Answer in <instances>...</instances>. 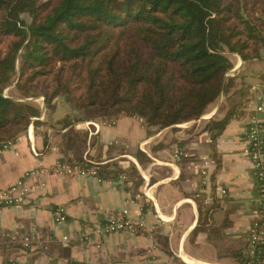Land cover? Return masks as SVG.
Returning <instances> with one entry per match:
<instances>
[{"label": "trees", "instance_id": "16d2710c", "mask_svg": "<svg viewBox=\"0 0 264 264\" xmlns=\"http://www.w3.org/2000/svg\"><path fill=\"white\" fill-rule=\"evenodd\" d=\"M262 51L264 0H0V149L32 121L49 138L45 119L33 120L40 106L4 94L15 82L23 97L44 96L49 110L60 96L84 109L54 138L61 160L85 163L89 134L77 126L84 119L136 116L148 129H177L199 120L233 85L230 54L248 62ZM227 124L212 118L204 127L215 147L213 183L221 168L216 141ZM135 156L144 169L153 162L141 150ZM98 170L106 179L125 175L126 189L140 193L133 161L127 168L101 161ZM240 262L247 264V255ZM260 263L264 254L253 264Z\"/></svg>", "mask_w": 264, "mask_h": 264}, {"label": "crops", "instance_id": "0c3cea01", "mask_svg": "<svg viewBox=\"0 0 264 264\" xmlns=\"http://www.w3.org/2000/svg\"><path fill=\"white\" fill-rule=\"evenodd\" d=\"M230 57L233 85L211 113L203 116L209 120L228 118L216 141L221 168L214 183L215 147L208 130L181 126L148 129L134 116L120 117L112 125L91 120L102 124L95 135L88 132L91 158L104 164L119 162L126 168L133 161L143 178L140 193L126 189L125 179L119 177L110 183L94 177L48 176L45 189L31 193L25 203L0 207V231H39L42 236L29 248L7 246L0 237V264H242L248 229L259 212L255 168L244 149L251 118L264 121V111L257 110L264 99V60L246 62L236 53ZM44 119L46 110L40 116ZM87 120L78 123V128L85 130L83 122ZM59 130L48 126L46 143L41 129L34 127L33 141L24 133L13 147L0 151V188L14 183L30 168L53 166L62 159L54 138ZM149 130H154L151 135ZM204 132L207 137L203 141ZM145 143L148 152L143 150ZM32 144L39 155L33 154ZM109 145L118 148L109 152ZM176 147L190 155L175 159ZM140 150L153 160L146 169L135 156ZM98 153L100 160L95 157ZM204 159L209 162L206 183L200 171ZM124 207L132 217L145 220L147 229L95 237V243H101L99 248L95 243L75 241L63 245V235H72L84 222L104 223ZM58 211L66 215V221H54Z\"/></svg>", "mask_w": 264, "mask_h": 264}, {"label": "built area", "instance_id": "2783aa9c", "mask_svg": "<svg viewBox=\"0 0 264 264\" xmlns=\"http://www.w3.org/2000/svg\"><path fill=\"white\" fill-rule=\"evenodd\" d=\"M258 111H264V99L257 106ZM136 117V116H134ZM141 122L143 118L137 117ZM40 119V117H34L33 120ZM191 122V121H190ZM186 122L178 126L186 127L191 123ZM106 123L109 125L115 124ZM85 130L89 132L90 136L95 135L102 129V124L95 121H84ZM33 121L30 124L27 133L31 141H33ZM264 121L256 116L252 117L246 132L247 146L244 151L246 155L252 160L255 168V176L258 182V204L259 212L257 218H255L248 229V244H247V264H253L259 261L264 254ZM18 140H11L5 143L0 149L6 150L16 143ZM31 149L34 155H39V151L34 144L31 145ZM56 149V148H55ZM143 150L148 152L146 143L143 146ZM90 149L84 154L85 163H70L63 160H58L53 166H36L26 170L22 176H20L14 183L0 188V207L11 206L17 204H23L27 201L29 195L33 192H41L47 185V177H61V176H81V177H94L99 182L108 180L110 183H114L116 180L113 178H104L100 175L98 170L99 161L89 157ZM190 154L188 151L181 147H176L174 150V158L180 160L183 157H188ZM204 165L200 166L202 174V182H207L208 166L209 162L204 159ZM118 179V178H117ZM125 175H119L118 180H124ZM67 217L62 211L56 212L54 221L56 223H62L66 221ZM147 229V223L141 218H134L131 216L130 210L124 207L120 212L116 214H110L104 223H91L84 222L82 228L73 232L72 235L65 234L62 236L61 241L63 245L67 246L70 242L75 241L81 244L95 243V237L108 236L110 234L122 231L136 232L138 230ZM0 237L4 240L21 243L24 247L29 248L35 241L41 240L42 236L39 231L31 233H24L19 231L1 230ZM99 248L101 243H95ZM12 264H17L12 262ZM263 264V263H260Z\"/></svg>", "mask_w": 264, "mask_h": 264}, {"label": "rangeland", "instance_id": "374dc122", "mask_svg": "<svg viewBox=\"0 0 264 264\" xmlns=\"http://www.w3.org/2000/svg\"><path fill=\"white\" fill-rule=\"evenodd\" d=\"M241 57V56H240ZM235 59V58H234ZM260 60H264V51H262V58ZM262 65V63H261ZM16 83V82H15ZM15 83L11 84L4 90V94L6 96H11L18 100H33L34 104L37 106H40L41 108V114H44L46 110V119L43 124V128L47 129L48 126H54L55 128H61L63 126L64 121L66 120L67 123L73 122V120L77 119L78 117H83L85 114V111L83 108L77 106L74 104L72 100H70L67 96H60L57 99L56 106L53 110H49L44 104L43 96L33 97L31 99L27 97H23L20 95V93L15 88ZM222 100V95L219 98V100L212 104L206 114H210L212 109L217 106V104ZM205 114V115H206ZM203 119V120H202ZM201 125L198 127L196 125H189L188 127H185V130H194L197 128V131H201L205 127V123L209 121V119H204L203 116L201 117ZM196 121V120H194ZM191 121L190 123L194 122ZM199 120L196 121L198 123ZM207 137V132L203 133L201 136V140L204 141V139Z\"/></svg>", "mask_w": 264, "mask_h": 264}, {"label": "water", "instance_id": "95a60500", "mask_svg": "<svg viewBox=\"0 0 264 264\" xmlns=\"http://www.w3.org/2000/svg\"><path fill=\"white\" fill-rule=\"evenodd\" d=\"M29 99H31V98H29ZM43 99H44V104H46V103H45V97H44V96H43ZM27 100H28V99H27Z\"/></svg>", "mask_w": 264, "mask_h": 264}]
</instances>
